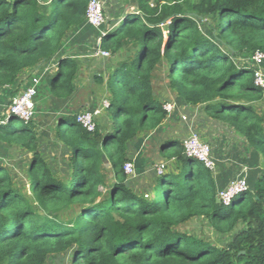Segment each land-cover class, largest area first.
<instances>
[{
  "label": "trees",
  "instance_id": "16d2710c",
  "mask_svg": "<svg viewBox=\"0 0 264 264\" xmlns=\"http://www.w3.org/2000/svg\"><path fill=\"white\" fill-rule=\"evenodd\" d=\"M88 2L0 0V87L54 61L49 92L69 96L78 64L58 51L84 25ZM134 2V11L100 35V48L112 55L134 48L108 77L94 76L108 91L110 125L88 131L76 113L57 114L53 131L70 154L66 178H57L40 155L33 118L0 117V145L31 153L29 196L0 165V264H47L62 255L69 264H264V172L224 205L216 201L212 170L184 158L173 138L159 151L176 169L156 174L150 198L134 192L123 171L125 162L133 164L131 141L167 117L152 82L159 65L167 67L166 84L179 105L201 106L264 165L263 117L254 108L264 87L255 84L250 62L255 51L264 53V0ZM193 217L225 234L239 227L218 247L178 229Z\"/></svg>",
  "mask_w": 264,
  "mask_h": 264
},
{
  "label": "rangeland",
  "instance_id": "374dc122",
  "mask_svg": "<svg viewBox=\"0 0 264 264\" xmlns=\"http://www.w3.org/2000/svg\"><path fill=\"white\" fill-rule=\"evenodd\" d=\"M136 4L134 0H104V14L105 22L99 29H90L84 25L74 28L65 38L60 48L61 54H66L74 58L78 63L80 70L75 77V89L67 97L56 99L52 97L49 92L48 84L50 75L55 71V64L53 61L46 62L39 70L31 75L40 78L38 87V95L35 99L33 119L38 121L35 123L36 133L38 136L37 148L40 155L48 162L50 168L55 172L57 178H66L67 173L70 172L69 152L64 148L62 142L58 140L53 131L57 114H73L82 111L83 109H95L101 107V103L108 97V91L104 84L95 81L94 75L106 78L108 75L120 64L121 61L133 56V49L131 46L127 48L125 45L117 54H110L106 59H97L92 56L93 52L100 44V35L106 29H112L122 16L129 11H134ZM164 34L166 30L163 31ZM64 52V53H63ZM167 67L159 65L152 74V82L157 91H161V95L167 100L171 90L167 86ZM15 85L0 92V114L6 113L10 105L12 97L20 92L28 81V76L20 77ZM93 80V81H92ZM263 99V98H262ZM259 101L260 112L264 117V100ZM172 102L174 99H170ZM102 101V102H101ZM100 102V103H99ZM174 103V102H173ZM186 105L185 107H187ZM184 107V106H182ZM181 111L180 105L175 104V112L179 114ZM2 116V115H1ZM182 117L184 115H181ZM180 118V115H178ZM40 119V121H39ZM95 124L99 128L104 129L110 125L108 115L105 111H101L95 117ZM186 125L181 128L172 126L166 122L165 127L173 131L169 136L173 139L182 142L190 131L198 130V120L188 118ZM193 120V121H192ZM197 122V124H195ZM184 124V123H183ZM182 125V123H181ZM167 130V129H165ZM157 134L155 132L140 133L130 143V151L133 156V164L135 167V174L130 179V185L134 192L143 194L150 198L151 187L154 183L156 174V167L163 165L164 169L171 168L175 170L176 163L174 159H168L165 155L160 154V139L164 136L163 132ZM168 134V133H167ZM145 151V153L143 152ZM146 155L149 157L146 158ZM31 153L23 149L19 145L13 143H2L0 145V165L10 171L13 183L20 188L21 192L27 196L30 195L28 188L27 168L30 162ZM146 160V163L144 161ZM150 162V163H148ZM106 163V161H105ZM249 189V186H248ZM237 225L233 231L238 229ZM178 229L187 234L193 235L207 242H210L218 247L224 246L229 240L233 231L228 234L218 232L214 227L203 217H193L187 222L178 226ZM47 264H69L68 256H54L48 259Z\"/></svg>",
  "mask_w": 264,
  "mask_h": 264
},
{
  "label": "crops",
  "instance_id": "0c3cea01",
  "mask_svg": "<svg viewBox=\"0 0 264 264\" xmlns=\"http://www.w3.org/2000/svg\"><path fill=\"white\" fill-rule=\"evenodd\" d=\"M84 26H86L90 29H94L93 27L88 25L86 22L84 23ZM61 47H62V44H61L60 48ZM60 48H59V51H60ZM92 56L97 57V59H100V60L107 58V57H102V56H96L95 51L93 52ZM43 65L44 64H41L37 69H35L31 73L29 70H24L20 74L19 77H22V79H23V77L26 78V76H28V74L35 73ZM55 70H56V68H55ZM79 70H80V68H77V72ZM76 75H77V73H76ZM76 75H75V77H76ZM32 76L33 75H31V77ZM29 80L25 83V87L20 92L16 93L14 96L18 95L19 93H21L26 88V86L29 84ZM39 84H40V81L37 85V90H38ZM75 85H76V82H74V89H75ZM10 87L11 86H2V87H0V92L8 89ZM155 91H156V95L160 99V101L162 103H168V102L172 103L173 109L171 112L167 113L166 119L157 127V130L154 129L151 132H155V133L159 134V133H161V131L167 129L162 134L164 136L160 139V143H161L164 139L171 138L169 136V134L172 133L173 131L168 130V127H170L171 125L176 126L177 128H181L184 126H190V125H186V123L188 122L186 120L187 118L189 121L191 119L198 120V130H196V131L194 130V132L196 134H198L201 141L207 143L211 147V156L215 162V167L212 170V173H213V177L215 180L217 190L224 189L227 186L228 182L231 179L236 178V177H245L248 185L251 186V185H253L256 178L264 172V165H263L262 156L255 149L251 148L243 139L234 135V133L232 131H230V129H228L227 126H225V125L219 123L218 121L206 116L203 113L201 106L196 105V106L185 107L186 105L180 104L181 111L179 114H177V112H175V104L179 105V103L176 102L174 93L169 92V94H168V98L174 99V101H173L174 103H173L170 99L169 100L165 99L163 97V95H161V93H160L161 91L159 92L156 89H155ZM37 95L38 94L36 93L34 100L36 99ZM262 98H263L262 100H264V93H263ZM107 99H108V97H105L104 100H107ZM1 102L2 101L0 98V103ZM259 104L260 103L257 102L254 105V108L261 115V112H260L261 107L259 106ZM182 106H184V107H182ZM95 108H96V106H94L92 109H90V111H93V109H95ZM83 110H85V109H83ZM87 110H89V109H87ZM103 111H105V110H103ZM1 115L3 116V113L0 114V117H1ZM178 115H180V118H178ZM181 115H184V116L182 117ZM33 121H34V123H36L38 120L34 118ZM39 121H40V119H39ZM166 122L170 123L171 125L170 126L168 125L167 128H164L165 127L164 125ZM181 123H182V125H181ZM195 124H197V122ZM262 126L264 128V117L262 120ZM143 152L145 153L144 150H143ZM147 157H149V156L146 155V158Z\"/></svg>",
  "mask_w": 264,
  "mask_h": 264
},
{
  "label": "built area",
  "instance_id": "2783aa9c",
  "mask_svg": "<svg viewBox=\"0 0 264 264\" xmlns=\"http://www.w3.org/2000/svg\"><path fill=\"white\" fill-rule=\"evenodd\" d=\"M85 22L94 29H99L104 24V0H89L85 11ZM95 55L109 57L110 53L102 50L99 44L95 50ZM250 62L254 67L253 74L255 84L257 86L264 87V70L262 69V65L264 63V53L259 50L255 51ZM39 81V76L33 75L26 88L21 93L13 97L6 113H14L24 121L32 119L35 105L34 97L37 93V85ZM108 105L109 101L103 100L101 107L96 110H82L79 113H76V122L86 130L93 131L96 125L94 120L96 115L105 110ZM162 107L167 113H169L173 109V104L170 102L164 103ZM181 143L183 146V152L186 156L198 160L209 170L214 169L215 162L211 156V147L207 143L201 141L198 134L194 131H190ZM163 170V165H158L156 167L158 174H161ZM123 171L131 177L135 174L134 166L131 162L124 163ZM247 189L248 183L245 177L233 178L228 182L224 189L218 190V199L224 205H229L234 196L246 191Z\"/></svg>",
  "mask_w": 264,
  "mask_h": 264
},
{
  "label": "water",
  "instance_id": "95a60500",
  "mask_svg": "<svg viewBox=\"0 0 264 264\" xmlns=\"http://www.w3.org/2000/svg\"><path fill=\"white\" fill-rule=\"evenodd\" d=\"M182 156H183L184 158L187 157L186 154H185L184 152H183ZM216 201L219 202V199H217Z\"/></svg>",
  "mask_w": 264,
  "mask_h": 264
}]
</instances>
